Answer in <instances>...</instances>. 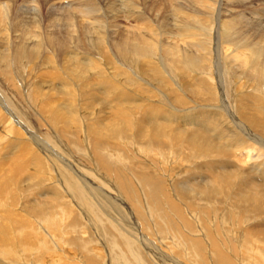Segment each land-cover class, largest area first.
I'll use <instances>...</instances> for the list:
<instances>
[{"label":"rangeland","instance_id":"374dc122","mask_svg":"<svg viewBox=\"0 0 264 264\" xmlns=\"http://www.w3.org/2000/svg\"><path fill=\"white\" fill-rule=\"evenodd\" d=\"M111 1L112 4L114 0ZM135 1L141 4L140 7H137V11L140 12L138 15L142 18L134 16L131 12L127 15L130 16L129 19L121 15H117V17L109 16V18L106 16L108 19L105 16H100L104 17L105 20L101 23L106 26L102 28L103 30L105 29L104 31L106 32L104 33H106V36H104L105 39L98 48L96 47L95 50L91 51L96 53L97 50L99 53H94L95 55L91 53L93 54L91 56L97 58L94 57L96 59L95 63H99L97 64L98 66L101 65L99 67L106 68L105 70L103 69L104 74L101 72V76L98 75L101 70V68L98 69L99 67L97 69H95L96 67H86L85 72V70L78 68L79 66L74 68L73 64L67 65L63 59L59 60V56L55 57L54 54L51 53V55L47 52L34 53L31 57H27V62V59H22L18 71L11 61L13 54L9 50L12 49H8L9 47L3 49L5 42L0 45V53L3 51L4 59L6 58V61H9V63H6L7 69L4 61H0V74L3 72L0 76V82H2L0 83V192L3 191L0 193L2 195L0 197V209L18 213L20 216L30 217V220H33V224L35 223L32 226L35 229L39 227L36 229L37 238L45 236L44 233L42 234L39 231L42 230L41 225H43L41 217L49 218L53 216L52 218H56L58 215V212H56L58 210L56 209L60 205L68 207L65 208L67 211L68 209L69 211L71 210L72 216H70L71 219L69 218L71 222L66 223L67 229L58 224L62 228L57 230L52 228L53 233H55L54 238L46 237L48 245L55 249L57 247L60 248H57L58 251L56 249L58 254L48 251L45 254L42 249L40 251V255H42L40 264H50V260L57 258L58 255L63 258V264H80L78 263L80 255L86 257L89 252L101 256L99 257V264H156L150 258L151 255L148 256V249L145 250L146 243L153 247L156 253L170 254L165 257L177 264H217L213 260L212 245L208 242L205 234V225L211 226L209 229H211L212 237L215 234L218 235L216 238L218 246L222 248H219L220 251L225 253L235 264H263L264 238L258 234L251 236V233H256L258 229L264 228V183L261 184V187H254L251 186V181L246 183L238 175L252 165L250 160L252 157L247 161L244 153H240L238 160H235V157H231L229 161V157L226 156H221L222 158L214 156L202 158L196 152L193 153L195 151L194 148L187 143L189 136L180 132V130L188 129L190 131L189 134L192 135L193 130L190 126H183L179 122L176 123L174 121V126L171 124V127L163 125L167 124L165 123L166 121L161 120L164 118L163 116L159 119H152L151 117L152 114L156 113L166 116H182L186 112H189V117H194L192 114L194 111L197 113L199 110L201 112L211 109L225 124L229 123L231 117L237 121L242 114H246V118H253L254 113L241 110L237 102L241 92L245 89L249 90L250 88L259 87L263 89L259 90V95H262L261 99L264 101V72L254 78L251 72L247 71L248 68H234L237 63L234 61L220 62L219 64L218 59H215L216 57H211L212 54L206 56L207 59L205 58V61H202V67L198 69L187 68L183 64L172 65L169 60L168 63L165 61L166 56H163L161 49L157 47H151L148 49V54H142L145 58L115 55L112 47L108 46L110 43L108 42V44L106 41L109 40L108 38L110 40L113 38V41L117 40L118 36L116 37L115 35H122L121 32L126 33V30L134 26H146L147 30L159 36L157 38L159 42H163L166 39V36H163L164 32L173 30L168 25L173 16H160L161 11H157L154 7L145 9L143 4H151L150 0ZM259 3L258 0H251L247 5L249 9L247 12L254 11L258 13L262 7ZM238 5L233 8L237 10ZM39 14L42 15L43 11H39ZM36 17L40 19L41 23L45 20V16ZM231 17L219 16L223 22L229 21ZM260 17L264 18V16ZM198 18L199 20L204 19L207 22V24L204 23V25L206 24L205 27L208 26L207 28L204 27L205 32L204 30L199 31V26H197L198 32H201V37L203 36L202 38L207 41H213L216 34L217 36L219 35L218 37H223V34L219 32L213 34L210 31L211 28L218 30L217 27L211 26L212 16H199ZM79 20H83L84 24H81L82 22ZM79 20L77 21L79 27L85 28L88 25V21L85 19L80 18ZM111 25H113V28ZM123 25L125 26L124 28L122 27ZM12 28L14 29L13 25H10L9 29L12 30ZM112 29L116 31L111 33ZM250 31L252 30L250 29ZM206 32H209L211 36ZM108 34H111L112 37H108ZM13 35L15 34L12 33L10 35V39H13ZM161 35L162 37H160ZM174 35L168 36L167 42H170V44H175L176 42L183 49L188 38H174ZM212 35L214 36L213 38ZM207 36L210 38L207 39ZM227 47L230 50V52L227 50L228 55H233L234 52L240 53L238 50L233 52V46L227 45ZM210 48L207 46L205 49H207V52H212V48ZM101 49L104 51L102 52ZM6 51L9 52L7 53ZM78 51L76 52L81 54L82 51ZM108 51L112 52L109 53L110 56H106ZM70 53V55H75L74 52ZM241 53L244 55L243 57H246V52L241 51ZM98 54L101 56H98ZM103 54L105 55L104 58L111 57L110 61L112 63L104 59ZM47 56L50 58L49 62H45ZM162 56L163 58H161ZM137 59L150 61V65L144 66L141 61L136 62ZM160 59H163L162 64L159 63ZM97 60L98 62H96ZM100 61H103L102 64H100ZM196 61L199 62L200 60ZM210 61L212 64H219L220 69H213ZM223 63L226 66H223ZM226 63H230V66H227L228 64ZM93 69H95L96 73ZM3 75H6V79H2ZM17 75L19 77L23 76L22 79ZM110 75L113 79H111ZM108 89L113 91L112 100H105L104 98L105 93L103 91ZM56 103L57 105H55ZM245 103L250 104L251 101L246 99ZM57 108L58 110H56ZM115 108L116 112H114ZM121 111H124V113ZM53 112L55 113L51 114ZM61 114L65 115V117ZM259 117L261 120L257 117L256 122L258 124L264 123V112H260ZM8 118L10 123L7 124L4 120L6 121ZM238 121L240 124L245 125L242 122L244 120ZM99 124L100 127L98 126ZM113 125L117 127L115 131ZM5 128L15 130L12 133L9 130L7 135V129L4 130ZM141 132L145 134L142 138L139 137ZM196 132L203 134L195 130ZM253 132L258 136L259 142L264 143V133ZM204 135L208 137V134ZM197 136L198 134H195V137ZM147 137L155 138L157 142L154 141L152 143ZM148 142L151 143V147H147ZM47 155H53L55 160H48ZM64 161H67L68 165H65ZM73 161H78L79 164ZM10 164L16 165L12 168ZM9 165L11 169H9ZM54 166L55 168L58 167V171L60 168L64 170L65 166V171L72 176V180L74 183L76 182V185L70 184L73 182L67 184L58 183L57 173L53 172ZM239 166L241 167L239 168ZM231 168L234 169V172L233 170L231 171ZM19 169L23 172H21L22 174L20 171L19 173L17 172L19 175L9 185L11 188V191H9V187L6 188L7 185L4 182L9 184L8 178H10V174L13 170L18 171ZM230 171L231 173H229ZM228 173L229 175H227ZM55 174L56 177L54 176ZM99 176L107 179L106 181L117 187V189L109 192L103 187L105 186L104 181H96V179H100ZM84 180L94 188L102 190L104 194L112 197V200L108 201L109 203L106 202L107 205L106 203H101V197L96 196L89 185L86 186L85 193L74 189L68 192L72 186L75 189L82 188ZM252 182L254 183V180ZM190 183H193V188L195 189L202 185V189L205 191L200 190L201 195L198 192L194 193V190L191 194H185L186 190L183 185L186 186ZM254 185L257 184L254 183ZM210 187L211 190H209ZM56 192L57 196L55 195ZM80 192L83 193V196ZM87 192L89 193L87 194ZM196 193L199 195H196ZM250 198H253L254 201L258 198L262 202L258 205ZM119 201H123L127 208L131 210L128 209L129 212H127V217L129 215L131 221L127 220L126 212L123 213L120 210L118 213L115 212L117 211L115 210L117 209L116 206L120 204ZM82 205L84 208H88L86 209L89 211V213L86 211L90 215L88 217L93 216L94 218H84L87 214L84 215L81 212ZM23 206H25L24 210ZM107 206L109 209L112 208L110 209V214L105 216L106 214L102 213V211ZM35 208L38 209L35 210ZM96 208L99 211L103 210L98 212ZM44 209L45 211L43 212ZM126 222L134 223L133 227L135 229H131L125 224ZM1 223L2 220L0 221ZM46 225L49 224L44 226L46 227ZM228 226L232 227L228 228ZM209 229L206 228V230L210 231ZM225 232L228 234H225ZM199 238L207 240V242L202 244L200 255H198L196 250L200 248L199 244L191 246L190 242L188 243V239L190 241H200ZM31 239L29 238V240ZM240 242L243 246H250L247 251L249 255L244 254V257L241 252L243 248L238 245L241 244ZM33 243L32 245L26 244V248L29 246V248L33 247L34 250L31 252L33 256L27 257L28 261H30L28 264H33L32 260L39 253L36 241H33ZM81 246L83 247L81 248ZM235 246L238 247L236 253L231 250ZM251 248L252 251L250 250ZM153 249L151 248V250ZM255 249L258 250L259 254H257ZM14 255L22 257L23 260L26 258L22 256L26 255V252L18 251ZM59 256L58 258H60ZM247 256L249 257L248 259ZM12 258L13 254L1 259L4 261L10 260L11 263L15 264V261H11ZM19 262L16 261V264Z\"/></svg>","mask_w":264,"mask_h":264},{"label":"bare ground","instance_id":"6f19581e","mask_svg":"<svg viewBox=\"0 0 264 264\" xmlns=\"http://www.w3.org/2000/svg\"><path fill=\"white\" fill-rule=\"evenodd\" d=\"M258 1L260 2L259 4L262 5V7H261L260 11L258 13H256L254 11L253 12H251V11L247 12V10H249L247 8L248 7L247 5L249 2H251V0L250 1H248V0H150L151 4H147V3L143 4V7H145V9L150 8V7H154L157 11H159V10L161 11L160 16H173L172 17L173 19L171 18V20H170L171 22L170 23L168 22L169 23L168 25H170L173 28V30L169 31V32L166 31V32H164V34L162 32L163 36H166V39L165 40L163 39L164 40L163 42L157 41V38H159V36H157V34L147 30L145 28L146 26L140 27V25H137L136 27L134 26L133 28L128 29V30L125 29L127 32L126 33L121 32L122 35H120V34L115 35L116 37L118 36L117 40H115V41L112 40L113 38L110 40V38H108V37H112V35L110 34L111 35L110 36L108 34L107 38L109 40L106 42L110 43V44L108 43L109 44L108 46L112 47L115 55H121V56L124 55L127 57H132V56L136 57L137 56L138 58H142V57H144L142 54H148V49H150L151 47L152 48L157 47L158 49H161L163 56H166L165 61L167 63L169 60V63H171L172 65L183 64L187 68H197L198 69V68L202 67V65H201V64H203L202 61H205V58L207 59V57H206L207 55L212 54L211 57L212 58L216 57L215 59H218L217 61L219 64H220V62H228V61H234L235 63L237 62L236 63L237 65L235 64L234 68H241V67L242 68H248L247 71L249 70L251 72L252 76L255 78V76H257L259 74L261 75V72L262 73L264 72V23H263L264 18H261V17L259 18V16H264V0H258ZM111 2H112L111 0H0V45L3 44V42H5L3 44V49H6L7 47H9L8 49H12V50H9L13 54L11 61L13 62V65L16 67V69L18 71H19L18 67L20 66L19 64L21 63L22 59L26 60L27 57H31V55H33L34 53L39 54V53H45V52L50 53V54L52 53V54H54L55 57L59 56L58 57L59 60L63 59L67 65L73 64L74 68L79 66L78 68L85 70V72H86V67H92V68L96 67L95 69H97L101 65L98 66L97 64H99V63H95V60L97 58L94 56L96 58L95 59L94 57L91 56L95 53V52L93 53L91 51L95 50L96 47L98 48L100 43H102V41L105 39L104 36H106V33H104V32H106V31H104L105 29L104 30L102 29L104 25H102L103 23H101L105 20H104V17H100V16H105V17L108 16V18H109V16H116L117 17V15H121V16L129 19L130 16H127L129 14V12L134 14V16H140V15H138V13H140V12L137 11V7H140L141 4L136 2L135 0H114L112 4H111ZM237 4H239L238 9L235 10L233 7H235V5H237ZM245 4H246V6H245ZM242 5H244L245 7ZM260 5H258V6L260 7ZM255 6H256V4H255ZM38 7H40L41 9ZM250 7H251V5H250ZM39 11H43V14L40 15ZM243 12H245V13H243ZM224 15L227 16V18H228V16H232V17L229 18V21L223 22V21H221L219 16H224ZM36 16H39V17L45 16V20L42 21V23H41L40 19ZM96 16H97V18H96ZM199 16H212V18H211L212 25L211 26L217 27L218 30H213L211 28L210 31L213 34H216L219 32V33L223 34V37L222 36L218 37L219 35L217 36V34H216V36L218 38L215 36L213 41H211V40L207 41L206 39L202 38L203 36L201 37V34H200L201 32L200 33L198 32L197 26H199L198 27L199 31L200 30L203 31L207 22H205L204 19L199 20V18H198ZM255 16H258V17H255ZM80 18L88 21V25L85 28L78 26L77 21ZM165 20H167V19H165ZM79 21L82 22L83 20L82 21L79 20ZM211 21H209V22L211 23ZM113 23H114V21H113ZM204 23H206V24L204 25ZM41 24H43V25L41 26ZM81 24H84V22H82ZM108 24H109V22H108ZM10 25H13L14 29L12 28V30H10L9 29ZM255 25H256V27H255ZM125 26H126V24H125ZM125 26L123 25L122 27L124 28ZM104 27H106V26H104ZM111 27L113 28V25H111ZM207 27H205V28H207ZM149 29H150V27H149ZM250 29L252 31H250ZM165 30H166V28H165ZM167 30H168V28H167ZM115 31H113V29H112L111 33L115 32ZM142 31H144V32H142ZM204 32H205V30H204ZM12 33H14L15 35H13V39H10V35ZM207 34H210V33L208 32ZM172 35L175 36L174 38H178V37L188 38V41H186L185 47L183 49L181 47H179L176 42H175V44H170V42L169 43L167 42L168 36L170 37ZM198 36H200V37H198ZM210 36H211V34H210ZM160 37H162V35ZM213 37L214 36L212 35V38ZM196 38H202V39H196ZM208 38H210V37L207 36V39ZM160 40H162V39H160ZM104 44H105V42H104ZM204 45H206V47H204ZM227 45L233 46V49H232L233 52H234V50H238V51H240V53L234 52L233 55H230V54L228 55L227 52L228 51L230 52V50H228L229 49L228 47L226 48ZM101 46H103V45H101ZM207 46H209V48L211 46L212 49L211 48L210 49L212 50V52H209V51L207 52V49H205V48H207ZM78 49H79V51L81 50L83 53L81 52V54H80ZM69 51L74 52L75 55H70L71 53ZM76 51H78L79 53H77ZM103 51L104 50H102V52ZM241 51L247 53V55L245 54L246 57H243L244 55L241 53ZM97 52L99 53V51L96 50L95 54H97ZM102 52H101V54H102ZM213 52H214V54H213ZM91 53H93V54H91ZM109 53H112V52L108 51V54H106V52H105L106 56L107 55L110 56ZM99 55L100 54H98V56ZM102 56L104 58L105 55L103 54ZM163 56L161 58H163ZM199 57H200V59H199ZM110 58L111 57H109V58L105 57L104 59H107L110 61ZM7 60H8V58H7ZM9 60H10V58H9ZM98 60L96 62H98ZM162 60L163 59H160V62L159 61L158 62L160 64H162ZM196 60H200V61L198 62ZM0 61H4L5 68L7 69L6 63H9V61L7 62L6 58L4 59L3 51L0 53ZM27 61H28V59L26 60V62ZM49 61H50V58H49V56H47L45 62H49ZM137 61H141V63L144 66L150 65V61H147L145 59L144 60L143 59H137L136 62ZM102 62L100 64H102ZM110 62L112 63V61H110ZM44 64H46V63H44ZM211 64H212V62H211ZM224 64L225 63H223V66H226ZM226 64H228L227 66H230L229 65L230 63H226ZM106 65H108V64H106ZM214 65H215V63L212 64L213 69H220L218 65H215V66ZM221 66H222V64H221ZM0 67H1V65H0ZM100 68H101V70L98 73L99 76L102 75L101 72L104 74L103 69L104 70L106 69L105 67H99L98 69H100ZM4 69H2V70H4ZM95 69H93L94 72H95ZM193 71H195V69H193ZM0 73H1V71H0ZM2 74H3V72H2ZM2 74H0V76ZM4 74H6V73H4ZM79 74H80V72H79ZM17 76L19 77V75H17ZM22 77L23 76H20L19 78L22 79ZM110 77H111V79H113L111 75H110ZM2 79H6V75H3ZM16 79H17V77H16ZM106 79H107V77H106ZM28 80H29V78H28ZM217 80H219V79L217 78ZM0 81H1V78H0ZM24 82L28 83L27 81H24ZM0 83H2V82H0ZM109 83H111V82H109ZM22 84H23V81H22ZM29 84H31V83L29 82ZM93 85H95V84H93ZM257 85H258V83H257ZM73 87L75 88V86H73ZM106 87H108V86H106ZM79 88L82 89L81 87H79ZM259 90H263V89H260V87L259 88H250L249 90L245 89L243 92H241V95L239 96L238 102H237L238 107L241 108V110H244L247 112L250 111L249 113H251V112L254 113L253 118H249V117L246 118V114H244L245 117L242 114L241 118L240 119L238 118L237 121H236V119L231 117L229 119V123L225 124V122H223L221 119H219L218 116H216V113L214 112V110L211 111V109H209V110L206 109V110H203L201 112H199L200 111L199 110L197 113H195V111H194L192 113L194 117H189V112L188 113L186 112L182 116H175V115L174 116L173 115H167L166 116V115H163L161 113H156V114H152L151 118L152 119H159L161 116H163L164 118H162L161 120L166 121L165 123H167V124H163V125L171 126V124H173V126H174L175 122L176 123L179 122L183 126H190L191 129L193 130L192 135L189 134L190 131L188 129L180 130V132L187 134L189 136L187 139V143L192 148H194L195 151H193V153L196 152L198 154V156H200L202 158L203 157L204 158L210 157V156H212V157L213 156L214 157H221V156L225 157L226 156V157H229L228 158L229 161H230L231 157H235L234 159L238 160L237 158L239 157L240 153H244V155H245L244 157L246 158L247 161L252 157V159H250L252 161L251 162L252 165L251 166L248 165L249 168L244 169V171L239 173L238 175H240L241 176L240 178H243V180L246 183L251 181V186H254V187L260 186L261 187V184L264 183V143L259 142L258 136L255 134V132H253V131H259V132L264 133V123L258 124L256 122V118L257 117L260 118L259 117L260 112H264V101H263V99H261L262 95H259ZM103 92L105 93V96H104L105 100H107V99L110 100L112 93H113L112 89L111 90H109V89L104 90ZM99 97H101V96H99ZM120 99H123V98H120ZM125 99H126V97H125ZM246 99L250 100L251 103L246 104L245 103ZM118 101H120V100H118ZM81 104H82V102H81ZM55 105H57V103ZM51 106H53V105L51 104ZM64 107H65V105H64ZM56 110H58V108ZM56 110H55V112H56ZM60 110H62V109H60ZM124 111H121V112L124 113ZM55 112H53L51 114H54ZM114 112H116V108H115ZM67 113H69V112H67ZM61 115L65 117V115H63V114H61ZM121 116H123V115H121ZM54 117H55V115H54ZM57 119H58V117H57ZM238 120H240V121L244 120L245 122L244 121H242V122L245 125L240 124ZM260 120H261V118H260ZM0 122H1V120H0ZM4 122H6L7 124L10 123L9 118L6 119V121L4 120ZM261 122H263V121H261ZM261 122H259V123H261ZM232 125H233V127H232ZM98 126L100 127V124ZM113 127H114V125H113ZM106 128H108V127H106ZM115 128H117V127L115 126L113 128L114 131H115ZM249 128L252 129L253 131L250 130ZM4 130H6V134L8 135V132L10 129L5 128ZM14 130H10V133H12V131L14 132ZM195 130L200 131L203 134L198 133V132L195 133ZM160 131H162V130H160ZM195 134H198V136L195 137ZM204 134H208V137L205 136ZM144 135L145 134L141 132V134H139V137L142 138V137H144ZM5 138H7V137H5ZM147 139L152 141V143H154V141L157 142V140L155 138H148L147 137ZM36 146H37V144H36ZM151 146H152L151 143L148 142L147 147H151ZM52 148H54V147H52ZM58 148H60V147H58ZM190 150H192V149H190ZM253 153H254V156H253ZM62 154H63V152H62ZM47 158H48V160H52L53 155H51V156L47 155ZM53 160H55V159H53ZM229 161H227V162H229ZM63 163H66L65 165H68L67 161L66 162L64 161ZM74 163L79 164L78 161H76ZM220 163H222V162H220ZM10 165H9V169H11V167L14 168L13 166L16 164H12L11 167H10ZM60 167H61V165H60ZM240 167L241 166H239V168ZM54 168H55V166H54ZM57 168L53 169L54 170L53 172L57 173L58 183H60V184L66 183L67 184V183L73 182L70 184H73L74 186L76 185V182L74 183V181L72 180V176L68 175L67 172L65 171V169H66L65 166H64V168L62 167L64 170H62L60 168L58 171ZM68 168H69V166H68ZM218 168H221V167H218ZM20 169H22V168H20ZM20 169L18 171L13 170V172L10 174L11 176H10V178H8L9 182H10L9 184H8V182H4L5 185H7L6 188L9 187V191H11V188L9 185L12 184L11 183L12 181L16 180L14 178L17 175H19L18 173H19ZM81 169H84V168H81ZM232 170L234 172V169L231 168V171ZM231 171L229 173H231ZM21 172H23V171H20V173ZM229 173L227 175H229ZM25 175H27V174H25ZM54 176L56 177V174ZM99 177H100V179H96V181L97 180H101L102 182L104 181L105 186H103V187H105L109 192L111 190L114 191V189L115 190L117 189V187H114L111 184H109V182L106 181L107 179H104L101 176H99ZM233 177H234V175H233ZM252 180H254V183H256L257 185H254ZM244 181H243V183H244ZM3 184H2V186L4 187ZM19 184H21V183L19 182ZM24 184H25V182H24ZM200 184H201V182H200ZM87 185L90 186V188L92 189V191H94L96 196L101 197L100 198L102 200L101 203H104V204L106 202L109 203L112 200V197H109V195L104 194L102 190H98V189L94 188L92 185L85 182V180L83 181L82 188L79 187L78 189L77 188L75 189V187L72 186L71 189L69 188L68 192H70V190L74 189L75 191L79 190V191H82L85 193ZM96 185H98V184L96 183ZM67 187H68V185H67ZM122 187H123V185H122ZM183 188L186 190L185 194H187V193L191 194V192H193V190H194V193L198 192L201 195L202 193L200 190L205 191L202 189V185H200V187L198 186L197 189L193 188V183H190L186 186L183 185ZM215 188H217V187L215 186ZM101 189H103V188H101ZM209 190H211V187L209 188ZM207 191H208V189H207ZM2 192H0V193H2ZM14 192H16V191H14ZM82 192H80V193L83 196ZM123 192H124V190H123ZM88 193L89 192H87V194ZM198 193H196V195H199ZM26 194H28V193H26ZM56 194H57V192L55 193V195ZM58 195H60V194H58ZM0 197H2L1 194H0ZM53 197H55V196H53ZM213 197H215V196H213ZM93 199H95V198H93ZM117 199H119V198H117ZM201 199H203V198H201ZM250 200H252L253 202H256L258 205L262 202V200H260L258 198L255 199V201L253 200V198H250ZM245 201L249 202L248 200H245ZM107 203H106V205H107ZM119 203L120 204H118V206L115 205L117 207V209H115L117 211H115V212H117V213L120 211L123 213L126 212L125 214H126V218H128L127 220L131 221V219L129 218V215L127 217V212H129L130 209L127 208V206L125 205V203L123 201H119ZM108 205H110V204H108ZM24 207L25 206H23V210H24ZM30 207H32V206L30 205ZM57 207H59V208L56 209L58 211L55 210L56 212H58V215L56 218H52L53 216H51L49 218H47V217L42 218L41 217V220H42L41 223L43 225H41L42 230H39V231H41L42 234L44 233L45 236H40V233L38 232L40 238H37L38 234L36 233L37 232L36 229L39 227H37L35 229L32 226L35 223L33 224V222H32L33 220H30V217L28 218L25 216H20L18 213H14V212L9 211V210H1L0 209V211H1L0 212V219L2 220V223L0 224V235H1L0 240H1V244H2L0 246V264H13L10 262V260L4 261L3 259H1L3 257H7V255L9 257L11 254H13V258L11 261H15V264H16V261H20L18 264H28V262H30V261H28L29 259L27 257L28 256L31 257V255H32L31 252L34 250H33L32 246H31L32 248H29V246H28V248H26V246L30 245V244L31 245L34 244L33 241H36L38 248H39L38 255H35L34 259L32 260L33 264H40V261H42V259H41L42 255H40L41 254L40 251H42V249H43L45 254L47 253V251L50 253H53V254H58L56 252V249L59 247H57L55 249L52 246L48 245L47 238H50V237L54 238L55 233H53L52 228L54 230L62 228V227L58 226V224L62 225L64 228L67 229L66 223L71 222L69 220V218H70V216H72V213H71V210L69 211V209H68V211L65 210V208H68V207H64L61 205L57 206ZM76 207L78 208V206H76ZM73 208H74V206H73ZM82 208H84L83 205H82ZM82 208H81V212L84 215L87 214L84 217L85 219L94 218L93 216L88 217L89 211L86 210L88 208H84L85 210ZM37 209L35 208V210H37ZM49 209H51V208H49ZM110 209L107 206L104 210L103 209H101V210H103L102 213L106 214L105 216H108L110 214L109 213ZM44 211H45V209L43 210V212ZM51 211H53V210H51ZM86 211H88V213ZM100 211L98 210V212H100ZM98 212H96V213H98ZM51 213H53V212H51ZM98 215H100V214L98 213ZM67 217H68V219H67ZM217 220H218V218H217ZM236 221H235V223H236ZM34 222H36V221H34ZM231 223H232V221H231ZM45 224H49V225H46V227H45L44 226ZM125 224H127L131 229L134 228L133 227L134 223L132 224V223L126 222ZM205 224H207V223H205ZM68 226H70V225H68ZM205 226H206L205 227V234L207 236V240L210 243V245H212V249H213L212 250L213 260L216 261L217 264H235V262L233 260H231L225 253L220 251L219 248H221V246H218L217 238H216V236H218V235L214 233L215 236L214 237L211 236V234H212L211 229H209V228H211V226H207V225H205ZM237 226H238V224H237ZM237 226H235V227H237ZM230 227H232V226H230ZM230 227L228 226V228H230ZM206 228H208L210 231L206 230ZM233 228H234V224H233ZM214 231H216V230H214ZM229 231H231V230H229ZM236 231H238V230H236ZM226 233L227 232H225V234ZM231 233H229V234H231ZM251 234H252L251 236H255L258 234L259 236L264 238V228L258 229L256 231V233H251ZM47 235L48 236L50 235V236L48 237ZM220 237H222V236H220ZM29 238H32L33 240L32 239L29 240ZM199 239H200V241L199 240H197V241L191 240L190 241V239H188V243L190 242L191 246L199 244L198 246H200V248L196 249L198 255H200L199 253H200V250L203 246L202 245L203 242H207V240H204V238L203 239L199 238ZM238 239H239V235H238ZM26 240H28L27 243H25ZM230 242H231V240H230ZM77 244H78V242H77ZM238 245L241 246L240 248L244 249V251H242L243 249L241 250L243 255L244 254L249 255V254H247V251L250 248V246H248V247H246L247 245L243 246L242 243L238 244ZM46 246H48V248H46ZM86 246H88V245H86ZM82 247L83 246H81V248ZM145 247H146L145 250L148 249V251H147L148 256L151 255L150 258L156 264H177L173 260L165 257V256H168L170 254L165 255V254L156 253L155 250L153 249V247H150V245L148 243L145 244ZM151 248L154 251L151 250ZM237 248L238 247L235 246V248H231V250L236 253ZM49 250H51V251H49ZM250 250L252 251V248ZM18 251L19 252H26V255H22V256L26 257L25 260H23L22 257H18L17 255L16 256L14 255L15 253H18ZM57 251H58V249H57ZM223 251H225V250H223ZM257 251L258 250H256V252ZM54 252H56V253H54ZM87 252H88V250H87ZM253 253H255V252H253ZM257 254H259V253L257 252ZM245 255H244V257H245ZM262 255H264V254H262ZM58 256H57V258H54L56 260H54V259L50 260V264H61L63 261L62 260L63 258L61 257V255L59 256L60 258H58ZM96 256H97V254L94 255V253H91V252L87 253L86 257H83L82 255H80L78 263H80V264H99V259H100L99 257H101V256L98 255L97 256L98 258ZM260 256H261V254H260ZM248 258L249 257L247 256V259ZM37 260H39V262H37ZM70 263H72V262H70ZM263 264H264V261H263Z\"/></svg>","mask_w":264,"mask_h":264}]
</instances>
